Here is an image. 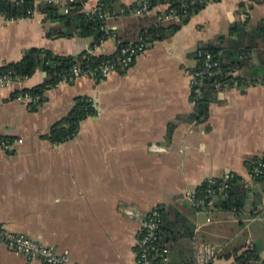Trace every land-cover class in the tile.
Returning <instances> with one entry per match:
<instances>
[{"label":"crops","instance_id":"crops-1","mask_svg":"<svg viewBox=\"0 0 264 264\" xmlns=\"http://www.w3.org/2000/svg\"><path fill=\"white\" fill-rule=\"evenodd\" d=\"M98 1L86 0L85 7ZM139 1L115 0L114 29L134 17L121 10ZM263 16L264 2L204 5L172 35L149 43L128 70L100 81H60L35 109L10 94L19 86L43 83V69L20 84L0 88V136L18 140L12 152L0 151V224L65 252L77 263L137 264L139 222L127 209L190 203L188 191L230 171L251 181L250 197L258 194V203L230 224L216 218L225 212L218 207L210 220L204 212L191 213L192 247L194 240L203 239L229 251L237 248L240 254L253 245L260 232L254 224L264 225V179L251 180L245 160L264 152V83L219 90L208 117L198 122L190 117V72L198 48L226 35L235 21L254 24ZM53 24L38 10L16 20L0 18V65L20 59L32 46L65 55L89 49L90 36L48 37ZM115 48V41L107 39L93 53L111 54ZM82 97L94 102V112L80 122L74 137L52 143L45 137L50 126ZM179 250L180 245L172 248L168 264L182 263ZM258 253L264 258V243ZM229 262L216 257L213 264ZM0 264L45 263L0 242Z\"/></svg>","mask_w":264,"mask_h":264},{"label":"trees","instance_id":"trees-1","mask_svg":"<svg viewBox=\"0 0 264 264\" xmlns=\"http://www.w3.org/2000/svg\"><path fill=\"white\" fill-rule=\"evenodd\" d=\"M85 1L70 2L65 11L61 4L48 0H0V13L7 18L19 19L32 16V12L28 13V10H38L44 14L45 20L54 23L46 32L48 37L90 36L92 37L90 47L93 48L106 35L100 28L103 18L98 15L97 10H86ZM148 1L156 4L164 0ZM253 1L264 2V0ZM100 2L103 4L102 10L106 7L115 8V0H101ZM130 7L132 5L126 7V12ZM200 7L203 5L189 8V15ZM189 15L183 21H186ZM133 18L128 20L123 28L114 29L122 45L136 41L138 38L151 43L172 35L180 27V23L156 25L153 14L134 16ZM198 49L208 50L215 59L220 61V74L214 77H205L200 85V97H195L191 90V98L194 101V108L190 115L192 119L201 122L208 117L209 105L219 91L215 87L216 81L226 83L228 86H233L232 80L236 81L235 86L241 87V90L249 84L264 83V16L254 24H250L248 19L235 21L230 24L226 35L219 34L215 37L214 42L205 48ZM112 55L113 53L89 55L87 50L77 55H65L57 54L44 47L32 46L22 52L20 59L0 65V72L11 70L18 77L31 76L37 68L46 72V79L43 83L22 89V91H28L32 96L44 94L37 101L28 104L31 109H35L45 100L48 88L55 86L60 81H69L67 76L73 65L83 66L86 62L106 59ZM198 67L199 64H196L191 71ZM234 71L236 75L232 74ZM15 92H12L10 97H13ZM93 112L94 107L87 97L77 98L71 110L50 126L45 137L52 143L63 142L74 137L78 132L80 122ZM259 162L264 163V152L250 156L245 160L247 170L252 172ZM261 179H264V174L255 176L253 181ZM203 186L202 183L197 187V193L203 189ZM250 192L251 186H246L239 175L233 174L227 182L226 195L220 197L217 207L241 215L248 206L258 203V199L256 201V198H259L258 194L254 195L252 200ZM157 206L161 214L158 239L167 248V259L165 261L159 259L157 264H168L171 250L175 248V245H180L181 264H194L192 241L195 237V225L189 215L196 212V207L191 202H184L181 206L173 204ZM181 243H184V247L181 246ZM221 250L216 257L230 259L228 264H264V258L259 255V249L255 242L253 245H248L240 254L237 253V248L229 251L223 247Z\"/></svg>","mask_w":264,"mask_h":264},{"label":"built area","instance_id":"built-area-1","mask_svg":"<svg viewBox=\"0 0 264 264\" xmlns=\"http://www.w3.org/2000/svg\"><path fill=\"white\" fill-rule=\"evenodd\" d=\"M48 1L61 4L66 11L67 4L76 0ZM215 1L217 0H164L152 4L148 0H140L134 6L130 7L128 12H126V8H123L121 11L134 16L153 14L155 15L156 25L165 22L181 23L189 15V8L197 5L204 6ZM102 6L103 4L98 1L95 5L86 9L88 11H98V15L103 18V23L100 25V28L106 35L104 39L100 40L98 45L93 48L89 47L87 53L89 55H94L93 51L97 46L107 39H112L115 41L116 45L113 55L106 59L86 62L83 66L73 65L67 76L69 80L85 77L94 81H100L113 73H122L129 69L136 56L144 51L149 44V42H146L142 38H138L136 41L122 45L121 40L117 38L110 22L111 19L116 16L114 9L106 7L102 10ZM34 12L35 10H28V13H31V15H33ZM0 18L16 20L7 18L1 13ZM196 64H199L198 69L195 68L190 72L191 90H193L195 97H200V85L203 83L205 77H214L220 74V61L215 59L208 50L198 49L196 52ZM232 74L236 75V72L234 71ZM28 77L27 75L18 77L11 70L2 71L0 72V88H7L13 84H20ZM231 84L235 86L236 81L232 80ZM215 87L218 90H222L230 86L226 83L216 81ZM23 88L24 87L19 86L14 89L13 92H16L13 98L30 104L37 101L41 96H44V94L32 96L28 91H22ZM89 100L91 101V99ZM91 103L94 105L93 101H91ZM17 141V139L0 136V151L6 153L12 152ZM259 174H264V163L262 162H259L252 172H249L251 180ZM232 176V172L225 171L220 177H208L203 181L204 186L199 193H197L196 190L186 193L189 201L196 207V211L204 212L207 220H210L211 214L217 209L220 197L226 195L227 182ZM249 182L247 181L244 183L246 186H249ZM127 214L135 217L139 222V237L135 247L136 263L157 264L159 259L165 261L167 259V248L163 246L158 239L159 226L161 223V214L158 206L151 204L147 206L143 204L140 209L130 207L127 209ZM0 242L4 243L9 249L30 260L37 259L45 264H81L72 261L65 252H59L41 242L32 240L21 232L9 230L1 224ZM221 248L222 246L219 243L203 239L194 240V264H211L216 258V255L219 254Z\"/></svg>","mask_w":264,"mask_h":264},{"label":"rangeland","instance_id":"rangeland-1","mask_svg":"<svg viewBox=\"0 0 264 264\" xmlns=\"http://www.w3.org/2000/svg\"><path fill=\"white\" fill-rule=\"evenodd\" d=\"M222 215H223V216L221 217L220 214H218V215L216 216V218H218V219H219V217L222 218L221 220H222V222H223L224 224H230V223H233V222L235 221V218H237V214L234 213V212H232V211H225V212H223ZM200 219H201V220H204V216H203L202 214H201V216H200ZM215 220H216V219H215ZM216 221H217V220H216ZM262 224H263L262 221L257 222L256 224H254V225H256L255 228H256L257 230H260V232L255 230V231L259 234L258 239L255 241V243H256L258 249H260L261 246H262L263 243H264V232H263V230H264V225L262 226ZM254 225H253V226H254ZM252 229H253V227H252ZM253 230H254V229H253ZM262 241H263V243H262Z\"/></svg>","mask_w":264,"mask_h":264}]
</instances>
